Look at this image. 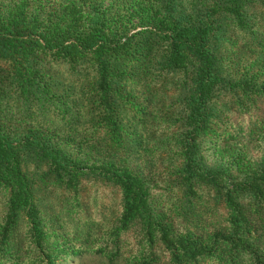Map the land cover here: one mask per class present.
<instances>
[{
  "label": "trees",
  "instance_id": "obj_1",
  "mask_svg": "<svg viewBox=\"0 0 264 264\" xmlns=\"http://www.w3.org/2000/svg\"><path fill=\"white\" fill-rule=\"evenodd\" d=\"M78 254L264 264V0H0V264Z\"/></svg>",
  "mask_w": 264,
  "mask_h": 264
},
{
  "label": "rangeland",
  "instance_id": "obj_2",
  "mask_svg": "<svg viewBox=\"0 0 264 264\" xmlns=\"http://www.w3.org/2000/svg\"><path fill=\"white\" fill-rule=\"evenodd\" d=\"M132 22L134 25H137V20L133 19ZM130 27L131 29L135 28L133 26ZM2 63L6 65L5 62ZM101 186H106V185L98 182H92L90 188L87 190L89 196L91 197L90 211L91 212L96 211L95 215L102 213L108 218L114 220V218H116V211H114V202H115L114 194L108 189ZM133 231L135 235L139 234L137 228H135ZM62 264H125V263L121 258L111 259L108 257H100L93 254H78L77 256L70 257L69 259L65 260Z\"/></svg>",
  "mask_w": 264,
  "mask_h": 264
}]
</instances>
